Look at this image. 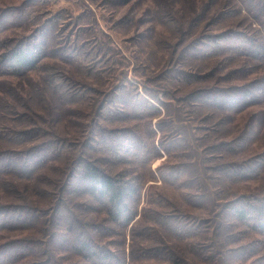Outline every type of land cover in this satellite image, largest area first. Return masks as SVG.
I'll list each match as a JSON object with an SVG mask.
<instances>
[{"label":"trees","instance_id":"trees-1","mask_svg":"<svg viewBox=\"0 0 264 264\" xmlns=\"http://www.w3.org/2000/svg\"><path fill=\"white\" fill-rule=\"evenodd\" d=\"M221 7L216 16H195L192 39L189 28L181 33L183 43L174 50L177 76L169 74L176 84L170 90L156 84L164 95L161 118L149 125L159 114L152 101L157 97L141 95L124 80L93 97V112L73 139L57 133L63 117L57 121L53 111L64 110L65 97L80 95L67 90L66 76L56 81L54 72L40 73L41 83L33 80L48 45L29 32L4 34L18 12L0 9V264H195L192 248L207 251L213 264H247V252L264 248V193L242 192L216 204L218 188L208 210L190 214L167 195L159 202L146 197L144 204V182L134 172L166 153L157 167L160 177L173 181L185 173L183 151L196 128L207 138L217 179H253L264 186V0ZM66 53L88 66L81 48ZM193 57L200 67L195 85L185 63ZM45 91L57 104L53 110L43 100ZM130 117L148 126L142 138L126 125L104 124ZM171 156L180 160L169 162ZM195 197L186 196L187 205L194 207ZM164 236L176 240V250Z\"/></svg>","mask_w":264,"mask_h":264},{"label":"rangeland","instance_id":"rangeland-1","mask_svg":"<svg viewBox=\"0 0 264 264\" xmlns=\"http://www.w3.org/2000/svg\"><path fill=\"white\" fill-rule=\"evenodd\" d=\"M232 1L48 0L46 4L43 2L32 4L31 0L28 2L26 0H0V9L14 11V15L18 12L17 17L10 23V27L4 31V34L19 35L22 32H29L31 36L40 38L48 45L49 54L41 64V67H44L41 71L32 72L33 80L41 83L40 73L54 72L55 74L52 76L56 81H59L58 78L61 76H66L65 83L70 87L67 90L80 95L78 99L65 97L67 101L64 100L65 103L62 104L65 106L64 110L54 107L53 111L58 116L57 121L60 116L63 117L56 125L57 133L73 139V135L84 126L83 122H86L93 112L91 107L95 102L93 97L100 98L103 92L115 90L124 80H127L132 88L141 95L148 98L149 96L146 95L148 93L157 97L158 101L155 99L152 101L159 108V114L157 113L155 117L149 119V125L161 118L164 113L159 100H163L164 95L158 86L164 85L166 90H170L176 84V79L172 76L169 79V74L177 76L175 72L177 59L174 58V50L179 49L183 43L184 36L181 33L189 28L192 39L195 36L194 25L197 14L213 13L212 15L216 16L222 10L223 2L231 4ZM20 6L22 9L19 11ZM227 10L228 8H224L223 11ZM243 11L241 10V12ZM10 12L8 13L11 14L12 12ZM79 28L80 30H78ZM66 46L71 49L73 46L84 50L86 56L82 57L84 62L87 61L88 66L76 65L79 64L76 63L78 58L70 61L68 58L72 59L73 57L70 56V53L67 54L66 50L71 49ZM61 47L67 49L63 48L61 52L58 50ZM192 49L195 50L192 47L188 50ZM73 52H75V56L78 55L75 50ZM185 63L187 67H191L188 73L193 75L191 77L195 85V67H200L195 65V57L186 60ZM82 86L86 88L84 91L76 88ZM25 89L27 90L26 95H28L30 91L28 83H25ZM49 92L45 91L43 100L46 99L52 109L56 102ZM145 92L147 93L145 94ZM195 123L194 118L189 122L190 128L195 126ZM104 124L107 126L111 124L113 127L126 125L134 136L135 133L139 134L138 138H142L141 134L144 135V130L148 128L144 123L143 126L140 122L137 123L133 117L121 121L115 120L112 123L104 122ZM189 132H193L192 129ZM133 139L136 140V138ZM206 140L207 138H203L201 132L195 128L190 148L183 151L186 155L182 159L187 163L186 172L172 176L173 181L169 178H167L168 181L161 178L157 171V167L162 166L167 159L166 153H162L161 157H157L149 163V168L155 173V179L151 178L146 161L134 167V172L139 174L144 182L142 185L144 204L146 197L152 202L155 200L159 202L163 195H167L166 197L182 210L190 214H201L209 209L210 197H215L213 191L215 189H223L220 192L222 194H216L215 201H213L217 202L216 204H222L224 198L228 199L242 192L264 193V186H260L257 180H238L231 183L222 178L217 179L216 169L213 167L214 160L210 157V150L205 147ZM179 160L171 156L169 162H178ZM43 170L45 172L48 168ZM17 188L20 189L22 186H17ZM190 193H194L195 196L198 194V198L195 197L194 207L187 205L186 202L185 197ZM220 196H222L220 198L222 200L217 198ZM199 197L202 198L199 199ZM164 237L166 242L176 250L177 247L173 245L176 240L170 236ZM126 243H128V236H126ZM185 245L187 244L183 243V248ZM193 246H195V241ZM249 249L254 250L251 246L245 247V250ZM191 252L194 256V259H190L191 262L213 264V259L212 257L209 259L207 251L197 249L194 251L192 248ZM247 253V264L248 262L264 264V248L259 249L258 252ZM146 262L158 264L152 259Z\"/></svg>","mask_w":264,"mask_h":264}]
</instances>
